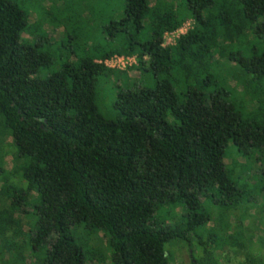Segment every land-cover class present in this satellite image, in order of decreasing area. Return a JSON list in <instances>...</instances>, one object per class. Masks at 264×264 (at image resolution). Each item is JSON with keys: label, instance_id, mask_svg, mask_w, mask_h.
I'll return each instance as SVG.
<instances>
[{"label": "trees", "instance_id": "trees-1", "mask_svg": "<svg viewBox=\"0 0 264 264\" xmlns=\"http://www.w3.org/2000/svg\"><path fill=\"white\" fill-rule=\"evenodd\" d=\"M124 13L114 47L41 76L53 54L0 0V264H174L173 244L190 264H230L226 250L244 251L225 215L245 188L224 159L229 144L258 153L264 173V0H125ZM114 55L135 56L148 82L120 89L108 119L96 97L125 73L103 65Z\"/></svg>", "mask_w": 264, "mask_h": 264}, {"label": "rangeland", "instance_id": "rangeland-1", "mask_svg": "<svg viewBox=\"0 0 264 264\" xmlns=\"http://www.w3.org/2000/svg\"><path fill=\"white\" fill-rule=\"evenodd\" d=\"M15 1L28 14V30L23 34V39L27 42L41 39L53 54L52 65L41 76L57 70L64 61L74 62L81 52L87 51L90 54L95 46L110 45L109 38L112 34H124L123 26L110 27L109 24L124 19L125 0ZM127 30L132 32L131 26ZM169 42L171 37H166L164 43ZM113 45L115 44H111ZM245 52L249 53L247 49ZM124 72L99 83L96 105L99 113L108 119H115L117 116L113 103L120 89L136 88L144 86L145 81L148 82L147 75L140 80L136 67ZM148 85L152 87L153 82L150 80ZM236 100L243 103L244 95L236 93ZM256 155L241 156L229 144L224 159L228 173L240 187L245 188L242 199L225 215L231 226L239 225V231L244 232L242 255L235 256L231 250H226L232 264L242 261L244 253L249 254L252 259L264 256V173L262 161L258 159L259 154ZM6 162L8 164L10 160L7 159ZM214 209L216 216H220L222 208L216 205ZM170 248L173 251L174 264H190L184 249L176 244Z\"/></svg>", "mask_w": 264, "mask_h": 264}, {"label": "built area", "instance_id": "built-area-1", "mask_svg": "<svg viewBox=\"0 0 264 264\" xmlns=\"http://www.w3.org/2000/svg\"><path fill=\"white\" fill-rule=\"evenodd\" d=\"M186 21L179 29L173 31V32H167L164 34L163 37V45L164 46H171L174 44L175 40L185 34L190 28H191V22ZM171 37V42L165 44V38ZM103 65L111 70H117V71H126L128 69H131L137 65V60L135 56H118L114 55L108 59H105L103 62Z\"/></svg>", "mask_w": 264, "mask_h": 264}]
</instances>
